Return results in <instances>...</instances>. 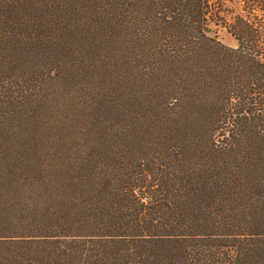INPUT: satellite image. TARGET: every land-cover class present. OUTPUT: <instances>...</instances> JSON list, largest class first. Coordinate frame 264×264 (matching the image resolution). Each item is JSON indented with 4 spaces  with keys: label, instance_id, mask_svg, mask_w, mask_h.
<instances>
[{
    "label": "trees",
    "instance_id": "trees-1",
    "mask_svg": "<svg viewBox=\"0 0 264 264\" xmlns=\"http://www.w3.org/2000/svg\"><path fill=\"white\" fill-rule=\"evenodd\" d=\"M0 0V264H264V0Z\"/></svg>",
    "mask_w": 264,
    "mask_h": 264
},
{
    "label": "rangeland",
    "instance_id": "rangeland-1",
    "mask_svg": "<svg viewBox=\"0 0 264 264\" xmlns=\"http://www.w3.org/2000/svg\"><path fill=\"white\" fill-rule=\"evenodd\" d=\"M213 11L209 20L210 34L228 47H237L238 41L230 32L228 24L236 15L245 16L244 6L238 0H212Z\"/></svg>",
    "mask_w": 264,
    "mask_h": 264
}]
</instances>
